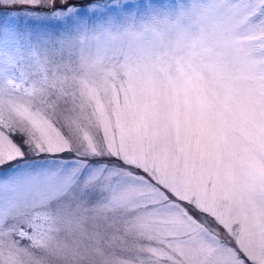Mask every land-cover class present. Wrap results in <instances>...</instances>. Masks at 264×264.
Segmentation results:
<instances>
[{
    "label": "snow or ice",
    "instance_id": "obj_1",
    "mask_svg": "<svg viewBox=\"0 0 264 264\" xmlns=\"http://www.w3.org/2000/svg\"><path fill=\"white\" fill-rule=\"evenodd\" d=\"M0 264H264V0H0Z\"/></svg>",
    "mask_w": 264,
    "mask_h": 264
}]
</instances>
